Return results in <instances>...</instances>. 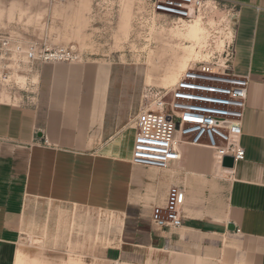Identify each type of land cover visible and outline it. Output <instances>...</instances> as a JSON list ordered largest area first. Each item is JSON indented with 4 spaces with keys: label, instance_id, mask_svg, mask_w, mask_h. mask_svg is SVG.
<instances>
[{
    "label": "crops",
    "instance_id": "0c3cea01",
    "mask_svg": "<svg viewBox=\"0 0 264 264\" xmlns=\"http://www.w3.org/2000/svg\"><path fill=\"white\" fill-rule=\"evenodd\" d=\"M224 1L235 5L230 71L250 78L246 156L221 167L230 181L216 175L206 145L184 144L167 169L124 160L121 140L129 129L133 154L130 117L144 89L119 105L113 64L46 62L34 96L0 87V264H27L21 240L29 212H70L82 203L89 212H121L102 264H264V0ZM172 185L186 191L183 223L161 228L154 208Z\"/></svg>",
    "mask_w": 264,
    "mask_h": 264
},
{
    "label": "rangeland",
    "instance_id": "374dc122",
    "mask_svg": "<svg viewBox=\"0 0 264 264\" xmlns=\"http://www.w3.org/2000/svg\"><path fill=\"white\" fill-rule=\"evenodd\" d=\"M152 2L0 0V33L14 38L16 44L34 42L37 47L72 50L78 57L74 63L113 64L114 79L119 81L116 103L120 105L122 97L132 102L147 86L171 88L192 61L208 59L209 52L203 51L207 32L194 47V52L208 53L202 58L195 57L193 47H188L193 42L182 34L197 23L207 31L203 20L214 19L209 28L210 39L211 34L222 35L230 27L226 35L231 40L233 12L225 11L222 5L218 4L212 13L216 4L209 2L210 8L201 13L203 20L186 23L153 12ZM8 64L13 67L12 61ZM33 78L38 81L37 74ZM20 83L25 86L24 81ZM9 87L4 86L8 92ZM135 116L130 117L134 125ZM128 132L129 129L124 131L121 140V155L132 162ZM210 149L218 167L216 175L224 183L230 181L231 175L221 170L217 151ZM120 174L121 170H115V187ZM82 204L70 212L28 213L21 240V253L26 255L27 264H102V253L119 230L121 212L116 208L114 212H100V208L89 212Z\"/></svg>",
    "mask_w": 264,
    "mask_h": 264
},
{
    "label": "built area",
    "instance_id": "2783aa9c",
    "mask_svg": "<svg viewBox=\"0 0 264 264\" xmlns=\"http://www.w3.org/2000/svg\"><path fill=\"white\" fill-rule=\"evenodd\" d=\"M209 2L216 4L210 10L212 13L219 5L225 11H235V5L224 0H153L151 8L159 15L191 22L210 8ZM229 28L226 27L222 35L213 37L211 34L209 48L214 51L211 49L209 58L192 61L171 88H144L135 116L133 164L167 169L181 160L184 144L213 148L222 163L226 156H232L235 163L245 159L241 139L250 78L230 71L236 50L234 28L231 40L226 35ZM219 37L223 44L218 47ZM77 58L72 50L37 47L34 42L16 44L14 38L0 33V87L10 86L9 92L8 88L5 90L15 98L23 94L32 97L38 83L33 76L37 74L38 77L42 64L74 62ZM11 61L13 67L8 64ZM17 75L26 77L25 86L17 80ZM185 193L183 186L172 185L166 203L154 208L153 224L161 228L181 226Z\"/></svg>",
    "mask_w": 264,
    "mask_h": 264
},
{
    "label": "bare ground",
    "instance_id": "6f19581e",
    "mask_svg": "<svg viewBox=\"0 0 264 264\" xmlns=\"http://www.w3.org/2000/svg\"><path fill=\"white\" fill-rule=\"evenodd\" d=\"M199 18H201L202 20H203V17H202V15L201 14H199L198 16H197V18H195V20H193V22H195L196 20H198ZM181 21H183V22H186L185 20H181ZM183 22H182V24H183ZM192 21L190 22V23H193ZM203 22L205 23V24H207L206 26H207V31H206V27H202V26H200V24H196L195 26H193V27H191L190 29H188V31L187 32H184V33H182L183 34V36L186 38V39H188L189 41H191V42H193V45H191V46H188V47H193L192 48V50H193V52H194V47H195V43H197L199 40H200V38L202 37V36H204L205 34H206V32H207V36H206V46L203 48V51H207V52H209V56H210V54H211V49L209 48V45H210V33H209V25H211V24H213L214 22H215V20L214 19H211L210 21H208V22H206V21H204L203 20ZM186 23H189V22H186ZM182 24H180V25H182ZM232 35H233V32H232ZM216 46H221L222 44H223V39H221V37H219V39H218V41H216ZM203 51H201V50H199V51H196V52H194V55H195V57H197V58H202V57H204V56H208V53H204ZM209 56H208V58H209ZM202 60V59H201ZM1 73V72H0ZM17 77L21 80V81H26V77L25 76H22V75H17ZM181 77V76H180ZM132 156H133V154H132ZM228 168H231V167H228Z\"/></svg>",
    "mask_w": 264,
    "mask_h": 264
},
{
    "label": "water",
    "instance_id": "95a60500",
    "mask_svg": "<svg viewBox=\"0 0 264 264\" xmlns=\"http://www.w3.org/2000/svg\"><path fill=\"white\" fill-rule=\"evenodd\" d=\"M222 165L224 167H231V168H233L235 166L234 158L232 156H226V157H224ZM229 228L230 229H234L235 226L233 224H229Z\"/></svg>",
    "mask_w": 264,
    "mask_h": 264
}]
</instances>
